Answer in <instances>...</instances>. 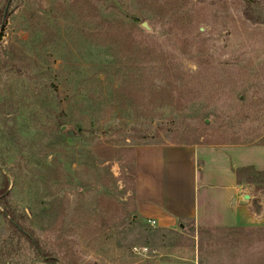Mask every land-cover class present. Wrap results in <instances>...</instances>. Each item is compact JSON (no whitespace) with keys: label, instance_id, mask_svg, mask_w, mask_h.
<instances>
[{"label":"rangeland","instance_id":"rangeland-1","mask_svg":"<svg viewBox=\"0 0 264 264\" xmlns=\"http://www.w3.org/2000/svg\"><path fill=\"white\" fill-rule=\"evenodd\" d=\"M1 10L0 264H49L41 253L155 264L159 252L264 264V0H0ZM163 143L226 148L258 220L139 217L133 151Z\"/></svg>","mask_w":264,"mask_h":264},{"label":"crops","instance_id":"crops-1","mask_svg":"<svg viewBox=\"0 0 264 264\" xmlns=\"http://www.w3.org/2000/svg\"><path fill=\"white\" fill-rule=\"evenodd\" d=\"M223 149L174 143L136 146L133 166L138 216L154 220L160 227H172L182 220H191L200 227L253 225L258 218L250 202L244 201L248 195L237 182L236 167L230 165L227 172ZM225 173L230 176L228 183L223 179ZM199 184L207 190L202 205L197 193ZM153 258L155 264H198L196 255L159 252Z\"/></svg>","mask_w":264,"mask_h":264},{"label":"trees","instance_id":"trees-1","mask_svg":"<svg viewBox=\"0 0 264 264\" xmlns=\"http://www.w3.org/2000/svg\"><path fill=\"white\" fill-rule=\"evenodd\" d=\"M3 16H4V10H1V11H0V25H1V21H2ZM132 171H133V175H134V166H133V165H132ZM237 175H238V173L236 172V176H237ZM248 180L251 181V180H252V177L250 176V177L248 178ZM237 182H239L238 179H237ZM7 187H8V179L4 176V177H3V181H2V186L0 187V202H1V200L5 197V195H6V193H7ZM251 210H252V209H251ZM252 212L257 213V211H254V210H252ZM5 214L8 215V216H10V217L12 218L11 221H12V225H13V227L16 228V229H20L21 232H22V234L24 235V237H25L28 241L31 242V244H32V245L38 250L39 253H41V250H40V248H39V246H38V244H37V241H36L35 238H33L31 232H28V231L25 230L23 227H22V229H21V228H20L21 226H20V227L18 226L17 222L14 220V216H13V214L11 213V211H9V210H5ZM204 230L208 231L209 229H200L199 231L201 232V231H204ZM41 255H42L43 260H44L46 263H49V264H55L56 261L54 260V258H51V257L47 256V254H45V253H41Z\"/></svg>","mask_w":264,"mask_h":264},{"label":"built area","instance_id":"built-area-1","mask_svg":"<svg viewBox=\"0 0 264 264\" xmlns=\"http://www.w3.org/2000/svg\"><path fill=\"white\" fill-rule=\"evenodd\" d=\"M150 223L154 224L155 221L154 220H149ZM133 251L137 252V253H142V252H146L147 248L145 246H134L133 247Z\"/></svg>","mask_w":264,"mask_h":264},{"label":"water","instance_id":"water-1","mask_svg":"<svg viewBox=\"0 0 264 264\" xmlns=\"http://www.w3.org/2000/svg\"><path fill=\"white\" fill-rule=\"evenodd\" d=\"M142 26H143L144 28L148 29V26H147L146 22H143V23H142ZM246 198H248V196H246Z\"/></svg>","mask_w":264,"mask_h":264}]
</instances>
